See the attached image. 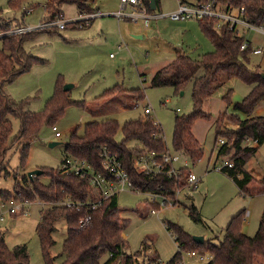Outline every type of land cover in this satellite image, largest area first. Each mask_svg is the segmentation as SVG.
Here are the masks:
<instances>
[{
    "label": "rangeland",
    "instance_id": "obj_1",
    "mask_svg": "<svg viewBox=\"0 0 264 264\" xmlns=\"http://www.w3.org/2000/svg\"><path fill=\"white\" fill-rule=\"evenodd\" d=\"M183 1L191 5L197 2ZM8 2L9 0H0V23L8 20L12 25L19 23L35 28L48 17L44 6L49 0H24L16 9L10 8ZM89 4L100 13L90 19V25L81 28L72 26V22L78 19L76 5L64 3L60 6V11L62 20L66 23L65 29L53 28L39 32L23 44L29 55L41 61L35 62L28 71L7 83L3 87L4 94L13 102H27L28 111L39 112L54 94L56 82L60 79L63 87L67 84L71 86L69 99L84 103V108L71 105L65 109L64 114L54 123L61 135L59 138L54 136L52 126L44 125L38 137L30 144L23 168L20 167L21 148L13 143L5 155L10 175L0 176V189L13 191L18 181L14 177L15 173L27 176L29 172L37 169H58L66 156L65 146L72 132L76 130L78 135H82L84 125L89 122L116 121L119 130L115 141L121 142L123 137L120 129L123 124L144 116V109L149 107L153 120L162 129L165 146L179 158L175 166L187 168L200 182L195 188L185 187L177 194L176 199L157 208L151 205L152 197L148 193L128 190L119 192L117 197L118 208L121 209L120 223L122 227H126L123 229L126 238L121 235L120 239L125 241L127 254H136L146 241L150 244L148 257L158 256L161 263L170 261L178 248L168 224L180 226L191 236L202 237L204 242L218 244L224 237L230 219L241 211H245L243 233L249 237L254 236L264 209V193L240 195L226 173L215 170L230 157V154L219 158L217 156L219 140H224V137L219 136L218 142H215V121L222 113L245 119V115L236 111L234 106L251 91V86L223 74L219 76V83L202 108L209 115V119H197L191 128L192 135L202 149L201 158L192 163L187 157L175 152L172 146L174 117L188 115L192 110L191 84L176 93L171 87H151L150 79L179 53L199 60L203 55L214 52L213 45L199 28V20H171L168 14L177 9V0H159L160 6L154 13L162 16H152L148 26L141 19L119 20L115 14L121 10L122 0H90ZM24 10L29 12L25 14ZM242 35L253 49L262 50L259 55L249 54L248 66L258 67L264 72V35L253 29H247ZM111 54L114 57H110ZM114 86L125 91L140 89L143 99L134 102L130 95L120 94L116 98L135 103L123 110L115 106V98L110 101L111 105L107 100L96 99ZM229 92L230 104L227 105L224 98ZM125 102H122L123 106H126ZM257 110H261L260 114ZM257 110L256 114L264 115V101ZM9 120L13 130L9 139L10 145L20 130V120L16 116H10ZM234 129L235 125L227 122L221 131L225 133ZM133 144V141L129 143ZM245 169L254 179L247 189L255 193L264 176V143L247 162ZM40 181L45 185L50 183L46 176H41ZM157 202L161 204V199H157ZM191 205L200 214L201 222L191 218L188 211ZM7 206L6 204L1 210L4 220L0 221L5 245L9 249L25 246L29 257L28 264H45L36 227L46 204L35 200L28 204L26 214L18 216H10L6 212ZM67 229L64 219H59L54 224V245L49 250L54 264L64 262L63 242ZM188 253L182 252V264H208L210 261L211 255L208 252H197L203 257L202 260L194 259Z\"/></svg>",
    "mask_w": 264,
    "mask_h": 264
},
{
    "label": "trees",
    "instance_id": "obj_2",
    "mask_svg": "<svg viewBox=\"0 0 264 264\" xmlns=\"http://www.w3.org/2000/svg\"><path fill=\"white\" fill-rule=\"evenodd\" d=\"M22 1L24 0H9L8 4L10 8L16 9ZM143 1L148 13H154L155 10H151L150 7V0ZM154 1L158 9V0ZM89 2L90 0H50L44 6L48 17L43 23L62 19L60 6L64 3L76 5L79 14H93L96 10L90 6ZM214 3L225 10L243 7L245 21L256 27L264 26V0H214ZM214 22V18L199 20V28L213 45L214 52L203 55L199 60H193L179 53L171 63L151 77L150 85L156 88L171 87L179 93L191 84L192 110L188 115L174 117L172 146L175 152L187 157L192 163L201 158L202 149L192 135L191 128L195 120L209 119V115L202 108L219 83V76L223 74L251 86V91L234 106L236 111L245 115V119L232 117L227 113L220 114L215 121V142H218L219 136L224 137V144L217 147V156L219 158L230 154L229 160L232 162V167L225 169L224 173L236 185L240 195L263 194L264 176L259 182L257 191L253 193L247 188L254 179L245 169L247 162L255 156L259 146L264 143V115L256 114L259 104L264 101V79L260 76L262 71L258 67L248 66V56L253 51L248 41V47L244 51L240 50L241 45L246 41L245 36L242 35L243 32L227 28L217 32L213 26ZM77 25H81L80 20L72 22V26ZM10 28L8 23H0L2 41L0 50V176L3 174L4 177L10 175L5 155L13 143L21 148L20 167L23 168L30 144L38 137L44 125L54 126V123L64 114L65 109L71 105L84 108V103L69 99V91H64L60 79L56 82L54 94L39 112L28 111L27 102H13L4 94L3 87L7 83H11L20 74L28 71L35 62L41 61L29 55L23 44L32 39L34 34L52 30L37 29L24 35L6 34ZM120 94L130 95L134 102L143 99L140 89L125 91L119 86L105 90L96 99L112 101ZM229 95L230 92L224 98L227 105L230 104ZM134 102L132 103L135 104ZM10 116L19 118L20 130L9 145L13 131ZM227 122L234 124L235 129L224 133L221 130ZM118 130L119 125L114 120L92 121L85 124L82 135H78L76 130L72 132L65 146L64 159L72 157L84 160L99 170L100 153L102 149H106L121 161L123 169L130 177L134 191L158 193L173 200L177 191L188 186L187 178L191 173L187 168H179L178 177H167L166 175H146L138 172L134 167L133 159L137 154L147 151L162 153L168 150L160 125H154L150 116L144 115L135 120L126 121L120 129L123 137L121 142L115 141ZM246 138L256 140L258 145L256 147L245 146L243 142ZM132 141L134 144L129 145ZM41 170L43 171L41 176L50 179L48 185L41 183V176L29 179L25 174L15 173L14 177L18 181L13 191L0 189V202L27 200L31 203L39 200L46 204L36 227L45 264H54V258L50 257L49 250L54 245L52 234L54 224L59 219H64L68 227L66 239L63 242L65 259L62 264H182L183 251L210 253L208 264H264V209L254 236L249 237L243 233L245 211H241L230 219L224 237L218 244L210 241L197 244L192 236L180 226L168 224L178 252L170 261L161 263L158 256H147L150 244L146 241L142 243L141 250L136 254H127L125 241L120 239L124 228L120 223L121 209L118 208L117 195L108 198L95 210H91L89 203L94 201L96 196L86 176L65 174L59 168ZM146 202L148 203L147 200ZM62 203H68L70 206L67 207ZM154 207L158 206L154 205ZM188 211L193 220L201 222L200 214L194 205L188 207ZM87 214L91 216L89 223L79 227V219ZM28 263L26 247L17 246L9 249L0 231V264Z\"/></svg>",
    "mask_w": 264,
    "mask_h": 264
},
{
    "label": "built area",
    "instance_id": "obj_3",
    "mask_svg": "<svg viewBox=\"0 0 264 264\" xmlns=\"http://www.w3.org/2000/svg\"><path fill=\"white\" fill-rule=\"evenodd\" d=\"M177 2V9L168 14V17L173 21L182 22L189 19L202 20L204 18H214L215 22L213 26L217 32L225 28L229 30L236 29L238 32H240V30L253 29L256 32L264 35V26L256 27L245 21L243 18V7L225 10L224 8L216 5L214 0H200L192 5L186 4L183 0H177ZM115 16L119 20L126 19L138 21L141 19L144 21L146 26H148L149 19L152 17V15L148 13L143 0H122L121 10L117 12ZM159 16L162 15H157V17ZM95 17V14L85 15L80 19L81 25L77 26H80L79 28H81V26L86 27L88 26L90 19ZM53 28L57 30H63L66 28V23L62 19H56L53 22L42 23L37 26V28L15 26L14 28L11 27L6 34L24 35L37 29ZM248 45V42L245 41L241 45L240 50L244 51ZM261 51V49H253L252 54H260ZM110 57H113V54H111ZM144 115L150 116L152 118L151 109L149 107L144 109ZM153 124L157 125L158 123L153 120ZM52 131L54 132V136L56 138L61 136L55 126H52ZM222 144H224V140L220 139L219 145ZM243 144L248 147H256L258 145L256 140H251L249 138H246ZM100 157L101 160L99 170L95 169L84 160L74 159L72 157H66L61 162L59 167V170L65 174H73L80 177L86 176L88 178L89 185L93 189V192L96 196L95 200L89 203L91 210H95L96 208L100 207L102 203L108 198L118 195V193L121 191L128 190L140 192L134 191L130 177L123 169L122 163L117 156L111 154L106 149H102ZM178 161V156L168 150L162 153H157L155 151L141 152L133 159L134 167L138 172L151 176L166 175L167 177L179 176V168L175 166ZM231 167L232 162L228 160L225 161L223 165L217 166L215 170L224 173L225 169ZM199 182L200 180L196 176L190 174L187 178V187L195 188ZM179 192L180 191H177L175 197ZM148 194L152 197L151 204L157 205L158 207H161V205L165 206L172 200L158 193ZM157 199H161V204L157 202ZM6 204L8 205L6 212L10 216H18L27 213L29 202L27 200H11L0 202V221L4 220V213L1 210L5 208ZM62 205H66L67 207L70 206L68 203H62ZM73 206L78 207L79 205ZM90 219L91 216L89 214L80 218L78 221L79 227H83L88 224ZM125 229L126 228H124V230ZM124 230L122 229L121 231L123 238L126 237L125 232H123ZM188 254L194 259H203V257L198 255L196 252H189Z\"/></svg>",
    "mask_w": 264,
    "mask_h": 264
},
{
    "label": "crops",
    "instance_id": "obj_4",
    "mask_svg": "<svg viewBox=\"0 0 264 264\" xmlns=\"http://www.w3.org/2000/svg\"><path fill=\"white\" fill-rule=\"evenodd\" d=\"M49 1H50V0H49ZM196 1H197V0H196ZM159 6H160V4H159V0H158V7H159ZM28 12H29V10H24V13H25V14L28 13ZM93 14H95V15L97 16V15H99L100 13H98V10H96L95 13H93ZM159 14H160V13H158V14H155V13L153 14V13H151V15H152L153 17H155V18H156L157 15H159ZM86 15H88V14H86ZM83 16H85V14H79V13H78V19H77V20H80ZM93 19H94V18H93ZM77 20H76V21H77ZM74 22H75V21H74ZM2 23H8L12 28H14L15 26H23V25H21V24H19V23H17L16 25H12L8 20H6V21H4V22H2ZM90 24H91V23H90ZM90 24H89V25H90ZM23 27H24V26H23ZM35 28H37V27H35ZM245 31H246V30H240V32H245ZM248 42H249V41H248ZM249 44H250V42H249ZM250 45H251V44H250ZM252 49H253V48H252ZM254 49H255V48H254ZM261 52H262V51H261ZM260 54H261V53H260ZM256 55H259V54H256ZM113 57H114V56H113ZM162 68H163V67H162ZM159 70H160V69H159ZM157 71H158V70H157ZM157 71H156V72H157ZM156 72H155V73H156ZM155 73H154V74H155ZM154 74H153V75H154ZM153 75H152V76H153ZM68 91H69V90H68ZM116 100H118V101H116ZM103 101H104V100H103ZM115 102H116V105H115V106H116V107L119 106L118 108H120L121 110L125 109L128 105H129V106H132V104H133V103L130 102V101H129V102H125L124 100L121 101L119 98H116V99H115ZM122 102H125V103H126V106H123V103H122ZM107 103L111 105L110 101H108ZM133 105H135V104H133ZM121 106H122V107H121ZM257 112H258V114H260L261 110H257ZM188 197H189V196H188ZM175 199H176V197H175ZM123 228H126V227H123ZM124 238H126V237H124Z\"/></svg>",
    "mask_w": 264,
    "mask_h": 264
},
{
    "label": "water",
    "instance_id": "obj_5",
    "mask_svg": "<svg viewBox=\"0 0 264 264\" xmlns=\"http://www.w3.org/2000/svg\"><path fill=\"white\" fill-rule=\"evenodd\" d=\"M150 7H151V10H156V6H155V1H154V0H150ZM260 76H261L262 79H264V72H261ZM70 87H71V86L67 84V85H65V86L63 87V89H64V91H68V90L70 89ZM54 145H55V144H50V146H54ZM42 173H43L42 170L37 169V170H34V171L29 172V173L27 174V177H28L29 179H32V178H34V177H39V176H41ZM192 239H193V241H194L195 243H197V244H201V243L204 242L202 237H195V236L193 237V236H192Z\"/></svg>",
    "mask_w": 264,
    "mask_h": 264
}]
</instances>
